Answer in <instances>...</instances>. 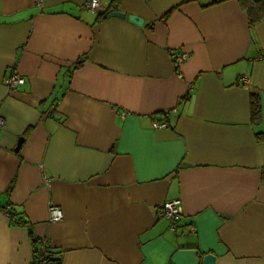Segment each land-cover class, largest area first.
<instances>
[{
  "label": "crops",
  "instance_id": "obj_1",
  "mask_svg": "<svg viewBox=\"0 0 264 264\" xmlns=\"http://www.w3.org/2000/svg\"><path fill=\"white\" fill-rule=\"evenodd\" d=\"M84 1L0 0V264H33L29 230L58 264H264V20L237 0H101L126 16L97 20ZM176 198L172 230L155 212Z\"/></svg>",
  "mask_w": 264,
  "mask_h": 264
},
{
  "label": "built area",
  "instance_id": "obj_2",
  "mask_svg": "<svg viewBox=\"0 0 264 264\" xmlns=\"http://www.w3.org/2000/svg\"><path fill=\"white\" fill-rule=\"evenodd\" d=\"M82 8L88 11L98 13L104 10L106 8V5L101 0H85L82 4ZM190 55H191L190 51L186 49H177L173 52L172 63L179 77L181 76V73L178 71V69L183 64V62L190 57ZM239 79L244 80L242 76L239 77ZM6 82L9 88L15 89L18 85L24 83V78L21 75L17 74L16 72H12L9 75H7ZM175 111H176L175 108L163 111L159 120L157 119L152 120V126L154 128L166 127L167 116ZM3 123H4L3 118L0 116V128L3 126ZM44 180L47 185L50 184L49 178L44 177ZM2 211L11 221H14L15 218L10 214L9 206L3 208ZM48 212H49L50 221H59L63 217L62 210L53 203L49 204ZM155 214L157 218H162L167 220L170 224L171 229L176 230L177 225L179 224L183 216V205L181 199L176 198V199L164 201L161 205H159V207H157ZM41 243H42V247L48 245L47 241L42 238H41ZM43 258L44 257L40 255L36 257V260L43 261Z\"/></svg>",
  "mask_w": 264,
  "mask_h": 264
},
{
  "label": "trees",
  "instance_id": "obj_3",
  "mask_svg": "<svg viewBox=\"0 0 264 264\" xmlns=\"http://www.w3.org/2000/svg\"><path fill=\"white\" fill-rule=\"evenodd\" d=\"M121 0H113L111 7H116ZM240 6L245 10L247 14V20L249 27L254 26L258 22L264 20V0H237ZM110 8L106 7L104 10L97 13V20L105 19L109 17ZM83 59H78L74 65L77 68L81 65ZM249 106H250V119L253 124H258L261 121V106L259 101V96L255 92H250L249 95ZM11 187L9 186L7 190ZM7 207V206H6ZM5 208L2 206V209ZM10 214L15 218L14 224L26 225V223L21 222L16 218L14 212L10 209ZM31 236V242L33 245V264H43V262L50 256H58L49 245L42 247L41 238L33 235L31 230H29ZM42 255L43 261H37L36 257ZM49 264H58L57 261L49 262Z\"/></svg>",
  "mask_w": 264,
  "mask_h": 264
},
{
  "label": "water",
  "instance_id": "obj_4",
  "mask_svg": "<svg viewBox=\"0 0 264 264\" xmlns=\"http://www.w3.org/2000/svg\"><path fill=\"white\" fill-rule=\"evenodd\" d=\"M109 16L111 17H120V18H123L126 16V14L124 12H121V11H111L109 13ZM128 19L132 22H134L135 24L137 25H141L142 22H143V19L137 15H132V14H129L127 15ZM23 138L20 137L17 141V145L15 147V150H18L19 146L21 145V142H22ZM214 259H215V256L211 253H207L204 255L203 257V261L207 264H213L214 262ZM59 260V257L58 256H50L48 257V259H46L43 264H49V262H53V261H57Z\"/></svg>",
  "mask_w": 264,
  "mask_h": 264
}]
</instances>
